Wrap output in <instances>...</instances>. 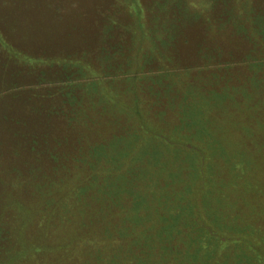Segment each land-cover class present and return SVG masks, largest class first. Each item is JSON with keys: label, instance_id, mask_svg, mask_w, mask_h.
<instances>
[{"label": "rangeland", "instance_id": "374dc122", "mask_svg": "<svg viewBox=\"0 0 264 264\" xmlns=\"http://www.w3.org/2000/svg\"><path fill=\"white\" fill-rule=\"evenodd\" d=\"M169 1L0 0V201L30 198V184L21 183L36 178L42 180L46 192L49 183L56 186L53 194L59 195V201H56L54 215L61 222L52 225L47 221L45 237L41 238L39 245L45 248L57 245L58 251L42 252L45 263L264 264V66L252 69L251 64L238 63L239 55L249 52V40L237 26L227 23L233 20L231 14L238 13V2L243 0ZM177 1L184 3L181 4L184 9H180ZM132 10L138 13V20L143 24L135 25V21L129 20L128 13ZM254 10L264 13V0H255ZM131 24L148 32L144 37L151 42L149 47L158 52L151 66L158 70L150 73L149 81L172 80L175 94H184L183 89L192 94V97L184 95L178 101L177 120L172 123L175 128L183 122L193 128L192 133L178 135L162 130H158L159 134L153 133L154 136L148 132L133 133L131 130L146 120L141 109L138 114H127V118L120 122L113 115V111L119 108L130 110L135 108L134 104L138 107L136 109L145 106H139L144 96L138 90L146 76L135 73L128 77L133 66L109 62L118 51L124 54V46L117 48L110 44V48H101L99 41V34L104 32V38L122 40L129 51V39L134 33ZM153 37H163V42L168 43H162V50H159L152 41ZM100 51L106 58L102 69L87 68L82 55H90V59L96 61ZM39 63L46 67L85 65L90 80L82 88L99 94L91 100V105L84 102L80 106L79 114L88 122L82 129L84 131L72 139L78 153L96 150L107 153L105 159L112 164L127 163L129 166L132 161L141 167L151 165L160 175L166 172L168 176H178V179L185 170L189 173L185 177L193 175L184 182L170 178V183L166 180L158 183L170 192H177L178 198L186 199L185 202L177 201L176 209L190 215L184 224L191 225L189 233L193 232L198 240L188 244L180 240V244L173 245L182 253L179 257L186 256V260L176 259L173 263L172 257L165 254L170 249L168 243L143 240L132 232L129 223L117 227L113 216L108 214L100 229L99 225L94 227L100 209L84 192L78 202L71 198L72 189L69 187L74 185L75 179H67V168L72 167L68 166L70 162H66L67 166H60L58 172L50 173L47 168L44 174L39 172L43 171V162L35 170L23 166L28 155L18 153H22L24 147L28 149L31 140L28 142V137L21 136V133L36 134L46 130L45 126H37V121L46 117L42 111L46 100L37 94L40 88H26L46 85L45 81L31 82L38 74L27 70ZM201 63L215 65L200 68L198 64ZM184 64L188 68H184ZM123 71L126 72L124 76ZM248 71L252 74H249L250 92L246 96L244 88L243 92H238V86L250 73ZM40 75L44 76L45 72ZM131 83L133 85L129 87ZM14 85L24 87L1 91ZM221 93L226 95L225 98ZM216 94L217 98L212 99L211 95ZM132 97L134 103H130ZM184 102L187 104L182 106ZM52 132L56 130L52 128ZM156 136L162 139L165 149L149 142V137ZM33 138L41 147L47 148V136ZM33 147L35 149V144ZM37 153L36 148L34 154ZM44 156L48 158V154ZM185 158L191 164L183 167L178 163ZM138 169L144 172L145 168ZM152 180L151 176L145 179ZM39 196L43 195H36L35 200ZM47 197L43 196L44 199ZM64 203L69 206L64 208ZM3 215L0 212V220L3 219L0 231L6 234L10 228ZM181 229L184 233L188 231V227ZM118 230H122V237L116 242L115 232ZM100 231L111 235L108 236L110 239L107 237L109 243L106 246L97 243ZM9 232L8 246L0 243L2 253L13 248ZM60 232L69 237L70 255L60 249ZM89 244L95 245V250ZM135 248L139 249L138 253ZM158 249L159 259L158 255L156 257Z\"/></svg>", "mask_w": 264, "mask_h": 264}, {"label": "trees", "instance_id": "16d2710c", "mask_svg": "<svg viewBox=\"0 0 264 264\" xmlns=\"http://www.w3.org/2000/svg\"><path fill=\"white\" fill-rule=\"evenodd\" d=\"M238 3H240L238 13L231 14L230 17L232 16L233 20L230 19L229 22L227 21L228 24L237 26L241 34L249 40V52L239 55L238 63L242 65L251 64L253 66L252 69H259L262 65L264 66V13H258L254 10L255 0H243ZM177 4H180V9H184L181 5L184 3L177 1ZM174 7L178 6L175 5ZM103 14H105V12H103ZM128 15L129 20L135 21V25L138 23L143 24L140 19L138 20V13L134 10L129 12ZM257 15L258 18L256 17ZM131 27H133V24L130 25V28ZM142 28L139 26L136 28L133 27L134 33L129 39V51L126 50V43H123L122 40L110 38L109 41L108 38H104V32L100 33L101 35L99 34L101 48H110V44H113L112 46L117 48L123 45L125 48V50H123L124 54L118 51L114 56L110 57L109 62L114 61L125 67L133 66L134 70L127 73L128 77H132L135 73H143L144 76H146L145 81H142V85L138 90L139 93L144 96V98L140 100L139 106H145L136 109L138 107L134 104L135 108L132 107L130 110L119 108L120 110L113 111V115L120 119V122L127 118V114H138L141 109V113L146 116V120L143 124L139 123L134 130H131L133 133L148 132L159 134L158 130L172 131L178 135L192 133L193 128L186 126L183 122L175 128L172 126V123L177 120V111L179 110V108H177L179 105L178 101L181 100L184 95L185 97H192V94L189 95L185 93L184 89V94H175V84L172 80L163 79L164 81H162V83H152L149 81L150 73H156L158 70L155 67H151L155 62L154 56L157 55L158 52L155 51V48L149 47L151 42L144 37V34L147 35L148 32ZM157 28L159 27L157 26ZM107 36H109V33H107ZM155 39L156 38L153 37L152 41L157 44L156 48L162 50V43L165 42L162 40L163 37ZM82 57L86 61V64H84L87 68L94 67L97 70L102 69V65L104 61H106L103 51L98 53L96 61L93 59L91 60L90 55H82ZM99 59L102 61L99 62ZM85 65L65 64V67H60L58 65L46 67L45 64L39 63V65H33L27 68V70H32L34 73L38 74L36 80L31 82H46L44 86L37 85L26 87L31 89L40 88V92L37 94L43 95L46 100L45 106L42 107V111L46 113V117L37 121V126L41 128L45 126L46 130L36 134L21 133V136L28 137V142L31 140L30 147L28 149L24 147V151L18 153L28 155L27 161L23 166L35 170L39 169L40 167L38 166L43 162V171L40 170L39 172L44 174L47 172V168L50 173L58 172L60 166H67L66 162H70L71 165L68 166L72 167L67 168V179H75L73 180L74 185L69 187L70 190L72 189L71 198L76 199L78 202L84 192L100 209V213L97 214L100 216L95 222L94 227H98L99 225L100 229L105 218L107 216H113L112 220L117 227L121 223H129L132 232L139 235L143 240L148 242L160 241V243H168L170 249L167 250L168 252L165 254L168 257H172L171 261L173 263L176 259L186 260V256L179 257L181 252L173 248V245L180 244V240L187 241L186 244L194 243L198 240L193 232L189 233L191 225L187 226L184 224L190 215H186V212L176 209L177 206L175 203L179 200L185 202L186 199L178 198L179 195L177 192H170L168 189L162 188L158 184L159 182L163 183L164 180L170 183L171 179H178V176H168L166 172L160 175L156 167L151 165L149 167H141L138 163L132 161H129L131 164L129 166H127V163L115 165L110 163L108 158L105 159L107 153H100L96 150L78 153L72 145V139L77 134L84 131L82 129L88 122V119L79 114L80 106L83 105L84 102L90 104L93 102L91 100L99 95L97 93L92 94L91 91H85L82 88L86 87L87 81L90 80L85 70ZM198 65V67L202 68V66H213L215 63H207V65L201 63ZM218 66L222 67L225 66V64H218ZM184 68H188L187 65H185ZM40 71L45 72V75H40ZM248 72L250 73H248V75L246 74L243 82L238 86V92H243L244 88L246 96L249 95L250 92V90H248L250 89L249 79L251 78L249 74H252L251 71ZM122 73L123 76L126 75L125 71ZM179 80H181V78ZM132 85L133 83H131L129 87H132ZM21 87L24 86L14 85L10 88H2L1 91L4 92V89L17 90ZM227 93L229 94V91ZM221 94L225 98L226 95L224 93ZM130 95L134 94L131 93ZM211 98L216 99L217 94L214 96L211 95ZM168 101L171 102L168 103ZM134 102L135 98L132 97L130 103ZM186 104L187 103L184 102L182 106ZM92 111L93 109L91 108L89 112L91 113ZM98 112L102 111L98 110ZM57 121H61V123L58 124L56 123ZM52 128H54L56 132H52ZM41 135L47 136V140L45 141L46 149L43 147L44 145L41 147L33 138L37 136L41 137ZM149 142H152V145L164 147L163 149L166 148L164 142L158 136L149 137ZM34 144L35 149H38L37 154H34ZM189 152L191 151H187V153ZM30 154H33V156ZM45 154H48V158L44 156ZM262 156L264 159V151ZM178 164L184 167L185 165L191 164V161L185 158V160ZM138 168H145L144 172H141ZM31 172L34 173V171ZM188 174L187 170L183 171L178 181L184 182L193 176L185 177ZM150 176L153 180L149 182L145 181V179ZM81 179L82 181L80 182ZM41 182L42 180L36 178L32 182L21 183L25 184V186H27V183L30 184V198L16 197L0 201V212L4 214L2 217L7 219L6 225L10 228L7 230L6 234L0 231V243L6 244L7 233L10 231L9 240H12L11 244L13 245V248L9 247L7 249L9 250L8 252L2 253L0 251V255H2L0 256V264H48L41 258V253L45 250L51 253H56L58 251L57 245H52L47 248L39 245L41 238L45 237L44 226L47 221H50L52 225H57L58 222H61L59 218L57 219L58 216L54 215L56 201H59L57 200L59 195L55 194L54 196L53 194L54 188L56 192V186L49 183L50 187L46 192V186ZM156 189L157 191H155ZM67 193L68 190L66 189V194ZM38 194L43 196L47 195L48 197L44 199L43 196H39L38 199L35 200ZM156 194L158 195L156 196ZM150 203L153 204L148 206ZM63 206L66 208L69 204L64 203ZM146 206L148 207L147 209ZM106 214L108 215L105 216ZM144 217H147V219H144ZM70 221L73 220L71 219ZM2 224L3 219L0 220V225ZM182 227H188V231L184 233L183 229H181ZM1 230L3 229L1 228ZM121 233L122 230L115 232L116 242L121 239ZM59 236V243L61 244L60 249L63 250L66 255H70L71 250L68 245L69 237L67 233L63 234L60 232ZM108 236L111 237L107 232L100 231L97 243L106 246V244L109 243ZM51 237L52 233L50 235V238ZM50 238L48 240H50ZM88 246H92L94 249L95 245L89 244ZM97 251H94V253ZM135 252L138 253L139 249L135 248ZM159 252L160 249L156 250V257ZM114 255H116V252H114ZM137 255L138 254H135L136 257ZM157 258L159 259V255Z\"/></svg>", "mask_w": 264, "mask_h": 264}, {"label": "crops", "instance_id": "0c3cea01", "mask_svg": "<svg viewBox=\"0 0 264 264\" xmlns=\"http://www.w3.org/2000/svg\"><path fill=\"white\" fill-rule=\"evenodd\" d=\"M1 32V31H0ZM11 39V38H10Z\"/></svg>", "mask_w": 264, "mask_h": 264}]
</instances>
